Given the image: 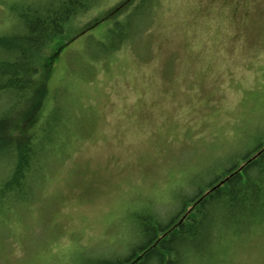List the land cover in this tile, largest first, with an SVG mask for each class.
<instances>
[{
    "label": "rangeland",
    "instance_id": "1",
    "mask_svg": "<svg viewBox=\"0 0 264 264\" xmlns=\"http://www.w3.org/2000/svg\"><path fill=\"white\" fill-rule=\"evenodd\" d=\"M14 1L0 0L2 31ZM118 1L82 16V32L37 77L33 110L58 104V144L32 203L0 215V264L127 251L138 214L166 219L264 141V0H144L133 14L150 13L140 33L94 58ZM253 219L225 227L192 264H261L264 210Z\"/></svg>",
    "mask_w": 264,
    "mask_h": 264
},
{
    "label": "trees",
    "instance_id": "2",
    "mask_svg": "<svg viewBox=\"0 0 264 264\" xmlns=\"http://www.w3.org/2000/svg\"><path fill=\"white\" fill-rule=\"evenodd\" d=\"M143 1H118L108 10L112 22L94 58L114 55L140 33L150 13L144 8L136 23L133 14ZM155 1L149 0L150 6ZM107 2L18 0L9 7L15 21L0 30V98L6 106L0 109V215L32 203L58 144V104L38 117L33 110L42 93L39 86L30 96L37 77L41 72L46 76L67 40L82 32L76 22ZM183 198L166 219L147 209L138 214L127 251L91 257L82 264H192L193 256L205 252L225 227L254 222L257 211L264 210V141L240 163Z\"/></svg>",
    "mask_w": 264,
    "mask_h": 264
},
{
    "label": "snow or ice",
    "instance_id": "3",
    "mask_svg": "<svg viewBox=\"0 0 264 264\" xmlns=\"http://www.w3.org/2000/svg\"><path fill=\"white\" fill-rule=\"evenodd\" d=\"M261 256H262L261 264H264V251L261 252Z\"/></svg>",
    "mask_w": 264,
    "mask_h": 264
}]
</instances>
